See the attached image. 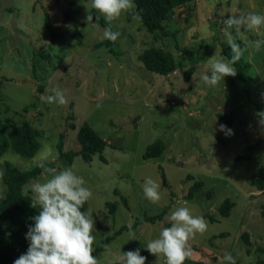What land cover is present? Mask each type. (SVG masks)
<instances>
[{"label":"rangeland","instance_id":"rangeland-1","mask_svg":"<svg viewBox=\"0 0 264 264\" xmlns=\"http://www.w3.org/2000/svg\"><path fill=\"white\" fill-rule=\"evenodd\" d=\"M192 2L189 20L185 6L170 12L165 33L148 31L134 7L122 12L112 21L113 31L120 35L111 53L97 45L104 39V28L95 20L85 22L90 0H0V121L6 124L8 139L11 127L23 120L41 131L32 157L19 155L11 145L0 156V200L6 190L2 175L7 162L20 170L39 168L25 184L48 177L38 166L44 156L49 167L74 166L92 192L86 203L95 219L93 255L99 264H115L123 252L137 248L147 257L146 264H165L163 254L158 260L144 245L158 238L162 227L171 226L166 217L181 206L207 221V230L188 241L193 255L187 262L229 264L225 252L236 264L264 260V184L259 188L250 183L264 170V127L256 116L264 111V47L257 52L253 45L264 40V26L245 30L249 46L240 60L250 65L244 80L227 76L214 87L199 81L202 73L210 72L208 59L216 48L227 58L221 17L264 14V0ZM151 45L173 53L177 69L169 75L147 70L138 55ZM53 86L64 90L65 105L41 99L51 94L46 89ZM83 122L105 140L101 153L105 161L98 154L90 162L79 155L69 161L59 154L61 133L64 150L79 149L76 133ZM221 124L234 134L220 131ZM155 139L164 141L163 153L143 158L146 146ZM149 177L160 186L161 199L155 204L143 193ZM196 180L204 185L188 196ZM224 198L234 203L228 215L218 211ZM110 203L115 204L112 210ZM165 207L168 211L162 219L137 223L134 237L126 230L107 245L103 242L121 224H132L136 216ZM244 232L250 244L244 242ZM100 246L104 248L98 251Z\"/></svg>","mask_w":264,"mask_h":264},{"label":"clouds","instance_id":"clouds-1","mask_svg":"<svg viewBox=\"0 0 264 264\" xmlns=\"http://www.w3.org/2000/svg\"><path fill=\"white\" fill-rule=\"evenodd\" d=\"M90 4L108 22L103 38L114 43L120 33L112 30V21L119 18L122 12L134 7L132 0H90ZM94 19L98 21L99 17L94 18L88 10L85 22L89 25ZM223 23L227 26L224 35L232 56L230 59L224 58L222 49L216 48L214 55L208 59L210 72L202 73L199 81L210 87L218 85L227 76L237 75L234 65L240 61L249 46L245 30L264 26V14H230L223 19ZM238 40L243 41L246 46L242 48ZM253 45L258 52L264 47V40H256ZM193 79H196L195 75ZM46 92L51 94L41 96L43 101L59 105L67 103L64 90L59 86L47 88ZM256 116L258 123L264 127V111L257 112ZM220 131H224L226 135L234 134L224 124L220 125ZM47 163V156H44L38 164L48 174L43 182L36 180L23 186L26 195L31 193V207L38 208L39 212L31 218L34 226L30 225L26 233V239L30 242L28 250L14 264H99L98 258L93 255L95 236L92 233L95 219L91 210H82L92 196L91 190L85 186L83 177L76 174L74 166L58 170L47 166ZM159 187L152 178H146L143 185L144 197L153 204L157 203L161 199ZM166 219L171 226L162 227L159 237L149 241L144 247L158 257V260L160 254H163L166 258L165 264H184L193 255L188 243L190 237L196 233H204L207 230V221L203 216H194L186 206L175 208ZM129 235L135 236L131 224ZM224 259L229 264H236L235 258L229 252H225ZM146 261L147 257L141 255L137 248L123 252L117 257L115 264H146Z\"/></svg>","mask_w":264,"mask_h":264},{"label":"trees","instance_id":"trees-1","mask_svg":"<svg viewBox=\"0 0 264 264\" xmlns=\"http://www.w3.org/2000/svg\"><path fill=\"white\" fill-rule=\"evenodd\" d=\"M135 11L145 28L152 32L157 33L158 31L165 33L164 22L176 7L185 6L188 13L185 15L186 20L191 17V10L194 8L192 0H132ZM91 15L96 18L99 17L98 22L104 29L108 26V22L105 17L99 13L96 9L90 6L89 9ZM218 18L217 20H219ZM222 21H218L221 26L227 27ZM220 19V20H221ZM46 26L51 28V22L46 17ZM113 30V29H112ZM113 42L102 39L97 43L98 46H104L109 52L113 53ZM223 53L227 58H231L232 54L229 52L230 49L227 46H223ZM229 49V51H228ZM138 60L147 69L155 73L169 75V73L175 71L178 67L177 59L175 55L164 47L151 45L145 48L138 55ZM249 63L238 61L234 67L237 70L236 77L238 79H245L244 71L249 68ZM193 68L187 70L185 77L190 78V74ZM41 88V87H39ZM72 127L74 124H71ZM6 124L0 121V156L8 149V145L23 157H32L39 147L38 138L40 136V129L33 127L30 122L23 120L21 123L12 126L10 129L9 139L5 133ZM64 133L59 134L57 148L59 154L62 157L68 158L69 161H73V157L79 155L85 162H90L94 154H98L102 161H105L103 155H101L106 142L99 136L94 128H92L86 122H83L77 129L76 138L79 143L78 150H64L62 140ZM165 143L161 139H155L153 142L146 146L143 153V158L157 157L160 156L164 149ZM161 168V175L163 184L168 186L167 175L163 167ZM39 168L35 167L30 170H20L15 165L7 162L5 170L3 172V179L6 183L5 195L0 200V264H14V261L21 255L27 252L29 247V241L26 239V233L28 232L29 226H34V220L31 218L38 214L39 209L31 207V196L26 195L23 191V185L25 182L37 174ZM192 178L193 175H189ZM253 185H257L259 188L263 187L264 184V170L254 177L250 181ZM204 185L203 180H196L189 189L188 196H193L195 192L200 190ZM121 200L127 205L126 199L121 195ZM233 201L229 198H224L222 203L218 207V211L221 215H228ZM110 209H114L115 204L110 203ZM87 210V203L84 205V209ZM168 211L165 207L162 211L154 214H144L143 216H136L132 222V229L135 228L137 223L144 220L155 221L162 219ZM264 215V209L262 210ZM129 230L128 224H121L119 228L112 234L105 237L103 242L107 245L111 239L121 234L123 231ZM242 238L246 244H250L248 233H242ZM104 246L98 247V251L103 249ZM184 264H204L203 261H191L185 260ZM259 264H264V260H259Z\"/></svg>","mask_w":264,"mask_h":264}]
</instances>
